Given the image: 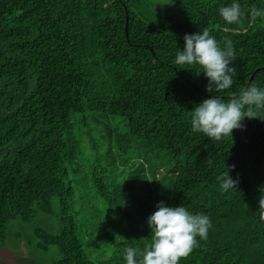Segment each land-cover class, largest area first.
Listing matches in <instances>:
<instances>
[{
    "label": "trees",
    "instance_id": "16d2710c",
    "mask_svg": "<svg viewBox=\"0 0 264 264\" xmlns=\"http://www.w3.org/2000/svg\"><path fill=\"white\" fill-rule=\"evenodd\" d=\"M169 1L177 13H159L150 0H0V247L12 220L32 221L42 210L61 224L56 233L34 230L38 248L58 246L52 264H126L128 247L142 253L151 243L148 217L163 201L211 221L207 239L197 237L198 247L180 264H264L257 212L264 115L245 118L242 129L220 141L191 127V110L204 99H227L252 84L264 88V17L249 15L252 6L264 9V0H235L243 15L232 25L218 10L234 0ZM205 28L221 47L230 39L235 50L233 84L219 93L206 91L199 66L174 63L185 34ZM77 113L93 115L98 127L103 116L128 121L124 132L108 128L124 175L100 157L93 169L97 199L126 229L121 240L105 232L97 237L98 214L84 229L72 212L75 195L66 179L67 165L78 158ZM228 169L238 185L225 192L217 177ZM99 238L107 253L93 256Z\"/></svg>",
    "mask_w": 264,
    "mask_h": 264
},
{
    "label": "clouds",
    "instance_id": "9594fccd",
    "mask_svg": "<svg viewBox=\"0 0 264 264\" xmlns=\"http://www.w3.org/2000/svg\"><path fill=\"white\" fill-rule=\"evenodd\" d=\"M219 15L228 25L238 24L243 15L241 5L232 2L219 8ZM252 21L264 17V9L252 6L249 9ZM229 29L225 28V31ZM184 47L177 52L174 63L178 66H199L208 80L206 91L219 93L229 89L233 84L236 72L232 67L235 59L233 42L225 39L221 47L216 38L205 28L202 32L185 34ZM264 88L255 84L241 88L239 94H231L225 99L212 95L204 99L191 110L192 131L203 133L206 137L220 141L231 137L234 129H242L245 118H260L264 115ZM261 119V118H260ZM211 164V160L208 161ZM234 168L235 166H231ZM217 177L221 181L223 191L237 190L238 179L229 176V171ZM258 198L259 219L264 221V188L260 189ZM157 210L148 217L151 229V243L143 252L128 247L125 252L126 264H138L137 255L141 259L139 264H180L198 247L197 237L206 240L211 221L205 214H193L183 205L178 207L166 206L163 201L156 205Z\"/></svg>",
    "mask_w": 264,
    "mask_h": 264
},
{
    "label": "rangeland",
    "instance_id": "374dc122",
    "mask_svg": "<svg viewBox=\"0 0 264 264\" xmlns=\"http://www.w3.org/2000/svg\"><path fill=\"white\" fill-rule=\"evenodd\" d=\"M150 5L155 11L162 14L178 12L169 0H150ZM95 119L90 114L77 113L72 115V124L79 148L76 162L67 165L70 178L66 179V185L75 195V200L71 202L73 206H71L80 228L88 229L95 225L92 218L93 215L98 214L97 221L102 223V228L96 231L97 237L101 232H105L115 239L121 240L126 229L114 220L109 209L97 199L93 182V177H95L93 169L100 167V157L104 167L108 166L109 169L118 167L117 177L121 178L124 175L127 167L121 165L123 156L116 151L114 139L111 140L108 128L124 132L128 128V121L118 116H103L98 119L105 125L98 127ZM111 146H113V150ZM142 154L144 151H141ZM162 169L158 172H161ZM96 174L101 175V172ZM160 176L161 173H158L157 183L159 187L163 183ZM167 182L166 187L169 186V180ZM151 185L155 187L156 183L151 182ZM90 201L94 204V210L89 208ZM53 202L54 209H57V199L55 198ZM37 227L56 233L60 230L61 224L55 215L42 210H38L32 221H24L19 217L15 218L7 229L8 237L5 245L0 247V264H52L57 260L60 254L58 246L51 245L48 250L37 247L38 239L34 235V230ZM91 246L93 256H104L107 253L100 238ZM86 248L90 252L87 245Z\"/></svg>",
    "mask_w": 264,
    "mask_h": 264
},
{
    "label": "water",
    "instance_id": "95a60500",
    "mask_svg": "<svg viewBox=\"0 0 264 264\" xmlns=\"http://www.w3.org/2000/svg\"><path fill=\"white\" fill-rule=\"evenodd\" d=\"M128 22H129V14L128 13H126V35L128 36L129 34H128ZM252 78H253V75L251 76V78L249 79V83L251 82V80H252Z\"/></svg>",
    "mask_w": 264,
    "mask_h": 264
}]
</instances>
